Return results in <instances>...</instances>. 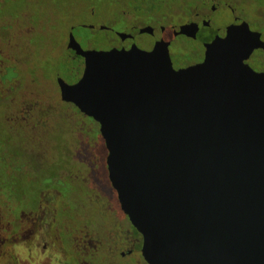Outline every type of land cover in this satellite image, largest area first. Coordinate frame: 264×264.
<instances>
[{"label":"water","instance_id":"water-1","mask_svg":"<svg viewBox=\"0 0 264 264\" xmlns=\"http://www.w3.org/2000/svg\"><path fill=\"white\" fill-rule=\"evenodd\" d=\"M169 44L91 49L71 31L85 67L58 78L62 98L99 122L149 264H264V72L245 62L259 35L230 26L182 68Z\"/></svg>","mask_w":264,"mask_h":264},{"label":"flooded vegetation","instance_id":"flooded-vegetation-1","mask_svg":"<svg viewBox=\"0 0 264 264\" xmlns=\"http://www.w3.org/2000/svg\"><path fill=\"white\" fill-rule=\"evenodd\" d=\"M2 1L0 14L3 17L0 21L17 23L16 19H10L13 14L8 10H15L16 7L11 8V5L19 7L23 1ZM55 3L47 5L60 11V4ZM105 5H111L109 13L113 8L118 9L122 18L134 21L125 29L101 26L102 30L111 31L115 36L109 49H130L137 45L150 50L157 41L165 40L170 42L174 67L182 68L202 62L206 44L217 37H225L230 26L247 24L259 35V45L245 62L255 71L264 72V0H114ZM89 8V13L95 14L94 8ZM36 9L49 15L44 8ZM114 17H110L112 22ZM175 18L177 20L172 21ZM28 24L34 28L32 20ZM75 26L72 25L68 33L67 51L70 59L78 60L81 75L69 83L77 82L85 67L84 57L68 47L69 34L71 31L75 34ZM6 30L4 27L0 29V131L12 121L16 124L12 126L16 131L41 133L46 139L37 140L33 136L32 140H14L10 156L0 151V168L1 164L8 168L7 179L12 190L8 193L0 188V205L7 207L6 214L0 208V264L7 256L12 257V263L18 260L17 255L8 251V246L10 249L21 246L29 253L36 252L42 264H119L117 261L149 264L142 252L143 235L123 211L110 180L108 148L99 122L74 102L62 98L59 73L54 87L57 99L66 108L59 113L61 138L57 141L50 139L46 131L48 125H43L42 111L46 105L33 88L22 90L25 83H22L20 71L14 63L4 66V48H11L13 44V50L21 48L23 31L15 36L19 39H14ZM150 36L153 37L151 43ZM81 38L87 43L94 40L91 34ZM38 112L40 115L36 114ZM40 125L45 127L41 129ZM49 166L52 171L48 170ZM24 172L29 179L26 190L22 189ZM16 185L21 189H15ZM75 230L81 232L78 237L74 236L76 242L79 240L80 248L91 253V258H83L74 249H66L67 235H76Z\"/></svg>","mask_w":264,"mask_h":264},{"label":"rangeland","instance_id":"rangeland-1","mask_svg":"<svg viewBox=\"0 0 264 264\" xmlns=\"http://www.w3.org/2000/svg\"><path fill=\"white\" fill-rule=\"evenodd\" d=\"M0 1L3 2L2 0ZM22 1L23 4L19 7L14 4L11 5V8L16 7L15 10H8L9 13L13 14L10 19H16L18 21L17 23L11 20L0 21V29L1 27L7 29L6 31L10 32L14 39L16 38L15 36H17V33H21L23 31L24 37L21 40L22 47L19 49L14 48L13 50L14 44L12 43L13 47L9 48L10 46H8L4 48L2 58L5 59L4 66L12 65V63L17 66V69L20 71L22 83H25V87L23 86L22 90L26 88L27 91L29 88H33V91L37 93L42 104L46 105L42 111V116L45 118L43 125H48V129L46 128V131L49 132L48 135L50 139L57 141L61 138V117L59 116V113H62L66 106L62 105V103H60L57 99V91L54 87V84L57 86L55 77L60 73L59 75L66 81L72 82L81 75V70L77 65L78 60L74 61L70 59L67 51L68 33L71 26L76 25L75 35L80 40L83 47L93 49H109L111 41L115 39V36L112 35L113 32L111 31L102 30L101 26L112 25L116 29H125L127 24L134 21H127L122 18L121 15H119L121 10L118 9L116 10L113 8V14L109 13L108 10L111 5H108L107 7L105 4L114 2V0H68L64 3L60 2V11H54L52 7L44 4L43 0H40L39 6L38 0ZM91 6L95 11V14L93 15L88 11ZM6 7L7 5H5V8ZM39 7L44 8L49 15H43V13L36 9ZM111 16H115L113 18V22L110 20ZM2 17L3 15L0 14V19ZM30 20H32L34 28H31L30 24H28ZM175 20H177V18L172 21ZM10 24H12V26ZM91 25H94V27L90 28L89 26ZM33 34L35 36H33L32 40H30V36ZM86 34L92 35L94 39L92 43H87L86 40L81 38L82 35L85 36ZM109 34H111V36ZM6 38H8V36H6ZM152 38L153 37L150 36V43ZM36 114L40 115V112ZM43 125H40L42 127L41 129L45 127ZM12 126H16V124L9 121L3 126V130L0 131V151L2 153L4 152L7 156H10V153L13 150L12 147L14 146V140H32L33 136H36L37 140L43 139L41 133L28 131L19 132ZM43 133L46 134L45 132ZM1 168L0 188H3L8 193H11L12 190L9 188L7 179V174H10V172L7 170L8 168H5V165L3 166V164H1ZM48 170L52 171V166H49ZM22 178V189L26 190L29 184L28 174L24 172ZM15 189L20 190L21 187L16 185ZM0 208L3 214H6L5 211L7 210V207L5 204L2 206L0 205ZM73 233L76 235H72V233L67 235L66 249H74L77 253H80L83 258H91V253L89 254L84 252L80 248L81 243L79 240H77L78 242L75 240L74 236L78 237V235H81L80 230H75ZM7 249L9 252L11 251L14 255H17L18 260L16 263H12V257L7 256L1 259L2 264H42V259L36 254V252L32 253L30 251L31 253H29L21 246L14 249H10V246H8ZM117 262L122 264L119 261ZM132 262L134 263L135 260Z\"/></svg>","mask_w":264,"mask_h":264},{"label":"trees","instance_id":"trees-1","mask_svg":"<svg viewBox=\"0 0 264 264\" xmlns=\"http://www.w3.org/2000/svg\"><path fill=\"white\" fill-rule=\"evenodd\" d=\"M42 1V0H41ZM44 1V4H47V3H49V5H51V3H53V2H56L55 4H60V2H66V1H68V0H57V1H55V0H43ZM62 4V3H61ZM44 15V14H43Z\"/></svg>","mask_w":264,"mask_h":264}]
</instances>
